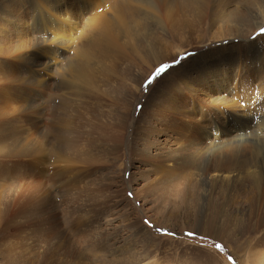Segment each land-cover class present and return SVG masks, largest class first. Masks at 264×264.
I'll return each instance as SVG.
<instances>
[{
  "label": "rangeland",
  "instance_id": "374dc122",
  "mask_svg": "<svg viewBox=\"0 0 264 264\" xmlns=\"http://www.w3.org/2000/svg\"><path fill=\"white\" fill-rule=\"evenodd\" d=\"M170 1L64 0L57 11L66 15L48 25L38 15L30 22L17 0L0 1V264H264V83L210 96L202 86L246 55L257 62L264 0H210L200 20L190 0ZM87 44L94 47L74 56ZM20 51L25 65L9 64ZM85 53L88 75L106 69L93 90L62 70L83 64ZM45 62L47 81L73 80V88L42 95ZM243 72L253 83L264 75ZM176 99L199 118L225 113L201 119L204 127L220 121L219 135L160 121ZM176 125L197 135L185 150L170 131ZM215 138L225 142L212 145ZM171 148L199 173L233 158L236 176L227 184L199 175L190 199L184 178L142 157Z\"/></svg>",
  "mask_w": 264,
  "mask_h": 264
},
{
  "label": "bare ground",
  "instance_id": "6f19581e",
  "mask_svg": "<svg viewBox=\"0 0 264 264\" xmlns=\"http://www.w3.org/2000/svg\"><path fill=\"white\" fill-rule=\"evenodd\" d=\"M1 1V0H0ZM19 1V2H18ZM64 0H17V2L14 4V7L13 8H21V10H23V15L29 17L30 19V22H31V19L32 21H35L37 19L36 15H38V21L41 20V23H45V24H50L52 21L54 22H58V21H61L60 17H64V15H66V13H60L59 11H57V9L61 6L62 2ZM177 1V0H176ZM180 1V0H179ZM177 1V4L178 2ZM182 1V0H181ZM170 2H174L173 0H171ZM190 3H191V9L193 8V13L195 16V18L197 17L199 20L200 18L206 14V12L208 11V8L210 7V0H190ZM264 4V1L262 2ZM182 4V3H181ZM0 5H3V4H0ZM154 8H156V5H153ZM182 7H184L182 5ZM186 8V7H184ZM263 9V8H262ZM20 10V11H21ZM15 12V11H14ZM153 13V12H152ZM169 14V13H167ZM264 14V13H263ZM156 15H154L153 17H155ZM157 17V16H156ZM264 17V15L262 16V18ZM15 19V22L18 24L20 21H19V18H14ZM65 21L66 18H64ZM202 20V19H201ZM260 23L264 22V18L263 20L260 19L259 21ZM31 25H35V22H32ZM253 27L256 29L257 28V24L255 23L253 25ZM93 29V28H92ZM255 29L253 30H246L245 32H249V31H254ZM91 30V29H90ZM89 30V31H90ZM92 32V31H90ZM100 34V33H99ZM105 34V33H104ZM94 36V35H93ZM89 37V36H88ZM96 37V35H95ZM99 37V36H98ZM19 42L23 41V37L20 36L19 37ZM91 38V37H90ZM97 39V38H96ZM99 40V39H98ZM89 41V40H88ZM93 42V41H91ZM60 43V42H59ZM46 46V45H45ZM94 46L93 45H85V47L81 50V49H76V51L74 52V56L76 55L77 58L81 57L83 52L85 51H89L93 48ZM115 48V45L114 47H110L108 48L106 51H104L105 53L102 52V57H103V60H109L112 58V54H111V51ZM131 48V47H130ZM135 48V47H134ZM55 49V48H54ZM138 50V49H137ZM18 51V50H16ZM48 51V50H47ZM151 51V50H150ZM150 51H148L149 54ZM155 51V50H154ZM154 51H153V54H151L150 56H155L157 55L158 53L154 54ZM247 51V50H246ZM259 56L257 55V62H256V54H250V55H246V57L244 58V61L243 59L241 58V62L240 63H237L236 65H234V68L230 69V71H228L226 73V76L224 79H219V78H216L212 81H208L207 83H205L204 85H202L204 88H206V92H205V95L207 96H210L211 94H215V92H221V91H224V89H231V88H234L231 86L232 85H235L237 83H239V85L241 86L239 89H243V88H247V89H254L257 85L261 84V83H264V50L262 47L259 48ZM54 53V52H53ZM248 53V52H247ZM51 55V54H50ZM53 55V54H52ZM16 59H13L11 57L10 63L12 62H15L14 60H16L17 64H19V67L20 66H24L25 65V55H24V52L23 51H20L18 55H16ZM105 56V57H104ZM148 56V55H147ZM245 56V55H244ZM88 58H89V54L88 53H85L84 54V58L85 61L83 62V64H79L77 61L75 62H67V71L65 69H62L64 70L68 76H72L74 79H77L79 80L80 82H83V83H86V85L88 87H90V89L93 90V87H94V76L97 74H101L100 72L102 73H105L106 69H102L100 70L99 72L97 70H94L92 67L89 71V75H88V70H87V62H88ZM157 58H159V54L157 55ZM155 58V59H157ZM239 58V57H238ZM141 59V58H140ZM53 61V60H52ZM8 64V66H9ZM90 65H97L96 63H94L93 61L90 62ZM112 65H115L113 62H112ZM212 65H215V62L213 63L212 62ZM66 66V65H65ZM18 67V68H19ZM212 67V66H211ZM95 68V67H94ZM101 69V68H100ZM216 69V68H215ZM243 70H246L247 74H250L252 73L253 71H256L257 73L260 71V73H262L263 76H261V78H259L260 80L257 81V83H253V79H250L251 77L254 76V74H251L249 75L248 77L245 76V72H243ZM113 71V70H112ZM40 72H42V76H40L42 78L41 82H42V85H41V88H40V93L42 95L46 94L47 91H50V90H55V91H60V93H66L67 89L68 88H73L72 86L74 85V81L73 80H69V79H62V80H59V82L57 83H53V82H49L45 79V74H49L50 72L48 71V65L47 63L45 62L44 63V67H43V70L40 69ZM45 72V73H43ZM218 72V71H217ZM113 73V72H112ZM255 73V72H254ZM119 74V73H118ZM216 75V74H215ZM214 75V76H215ZM256 75V74H255ZM102 76V75H101ZM107 76V75H106ZM65 77V76H64ZM104 77V76H103ZM220 77V76H219ZM100 78V77H99ZM201 78V77H200ZM61 79V78H60ZM199 79V78H198ZM197 78L195 79V81L198 80ZM212 79V78H211ZM249 80V84H247V81ZM76 81V80H75ZM199 81V80H198ZM202 81V80H200ZM79 82V83H80ZM39 84V83H38ZM96 84V82H95ZM55 85V86H54ZM76 85V84H75ZM199 85V84H198ZM86 86V87H87ZM201 86V87H202ZM89 89V88H88ZM209 89V90H208ZM64 90V91H62ZM66 90V91H65ZM211 91V92H210ZM69 94V93H68ZM254 95V94H253ZM255 96V95H254ZM257 97V96H255ZM203 98V97H202ZM192 99V98H191ZM128 100V99H127ZM68 101V100H67ZM194 101V103L196 102V99L192 100ZM129 102V101H128ZM214 102V101H213ZM83 104V102H82ZM87 105V104H86ZM168 106L169 108L167 109H164V110H161V114H160V118H163L165 116H167V118L165 119H161L160 121L162 120H174L175 123H177L178 121H180L179 124H181V127L183 126L185 129H188L187 126L190 127L191 130L193 131H196V134L197 133H201L202 137L205 136L206 134L207 135H213V137H217L219 135V129H220V124L221 122L220 121H213L211 124H208V127H204L202 125V120L201 119H205V118H209V119H212L213 116L212 115H221V111L219 110H214L213 113H210L209 115L208 114H201V118L199 117H196L195 113H193L192 111H188L190 109L187 110L186 108H183V106L178 102V99L176 100H173L171 101L170 103H168ZM90 107V106H89ZM84 108V107H83ZM195 109V108H194ZM221 110V109H220ZM224 110V109H223ZM234 110V109H233ZM155 111V110H154ZM153 110L151 112H154ZM96 113V112H95ZM98 113V112H97ZM33 114V113H32ZM56 114V113H55ZM54 114V115H55ZM101 114V113H100ZM103 114V113H102ZM107 114V113H106ZM225 114V113H223ZM237 114V113H236ZM199 115V114H198ZM244 115V114H243ZM261 115V114H260ZM52 116V115H51ZM108 116V115H107ZM196 118V120H194L193 118L194 117ZM224 116V115H223ZM44 117V116H43ZM55 117V116H54ZM57 117V116H56ZM55 117V118H56ZM94 117V115H93ZM97 117V116H96ZM103 117V116H102ZM106 117V116H104ZM53 118V116H52ZM188 119L189 121L186 122V119ZM95 119V118H94ZM97 119V118H96ZM107 119V118H106ZM106 119H102L103 122L101 123L100 125V122L102 120H96L95 121V126H93V128H101L100 126H102V124L106 123ZM184 119V120H183ZM53 121V120H52ZM93 123H94V120H92ZM109 121V120H107ZM99 122V123H98ZM163 122V121H162ZM121 123V122H120ZM151 124V123H150ZM110 125V123H109ZM205 125V124H204ZM207 125V124H206ZM164 126V125H163ZM61 127V126H60ZM157 127V126H156ZM159 127V126H158ZM178 128L177 125L176 126H169L170 128V131L176 135V138H175V141L177 142V144L180 145L181 147V150H185V142L187 143L190 142V143H195L197 141V135L196 134H192L193 136L189 135L190 133L188 131H184V135H180L177 133V131H175V128ZM67 128V127H66ZM91 128V129H93ZM103 128V127H102ZM196 128V129H195ZM87 129V128H86ZM64 130V129H63ZM94 130V129H93ZM111 130V129H110ZM86 131V130H85ZM101 132L100 130H97L95 131L96 133L97 132ZM103 131V129H102ZM165 131V130H164ZM76 132V130H75ZM112 132V131H111ZM147 132V131H146ZM81 133V132H80ZM93 133V132H92ZM116 133V132H115ZM148 133V132H147ZM58 134V133H56ZM102 134H104V131L102 132ZM200 135V134H199ZM60 136V135H59ZM75 136V135H74ZM80 136V135H79ZM88 136V135H87ZM101 136V135H100ZM115 136V135H114ZM86 137V136H84ZM92 137V136H91ZM179 137V139L177 138ZM208 137V136H207ZM144 138V137H143ZM78 139V138H77ZM119 139V138H118ZM211 139V138H210ZM221 139V138H219ZM218 138H215L213 140V143L212 145H217L219 143H222V142H225L222 138V141L219 140ZM226 139V138H225ZM228 140V139H227ZM226 140V141H227ZM82 141V140H81ZM88 141V140H87ZM90 141V140H89ZM122 142V141H121ZM230 142V141H229ZM147 143V142H146ZM233 143V142H232ZM206 144V143H205ZM194 145V144H192ZM196 145V144H195ZM200 145V144H199ZM203 145V144H202ZM207 145V144H206ZM226 145V144H225ZM122 146V145H121ZM149 148H151V145H148ZM198 146V145H196ZM228 146V145H226ZM198 148H202V146L200 145ZM2 149V148H1ZM145 149V148H144ZM154 149V148H152ZM170 149V148H169ZM191 149V148H190ZM3 150V149H2ZM230 150V149H229ZM135 151V149H134ZM178 150H176L175 148H171V150H169L168 152H166L165 154L163 153H159L156 149L154 150V152L152 154H150L147 150V153L144 151L143 154H142V157L148 161H151V163H156L157 160H159V165L161 164L163 166V168H168V171L166 172L165 170V174L166 175H178V177H182V179L184 178L185 179V182H186V185H185V193L186 195L189 193L190 195L187 196L189 197L190 199L194 196L192 194V192H194L193 187H191L190 185L192 184L190 181L191 180H195L197 178V176L199 175H202L203 177L205 175L207 176H211V179H213L214 181H217L218 178H222L223 181H225L224 183H229L228 182V179L230 177H233V176H236V175H231V172L236 168L234 167V162H233V158H225L224 157L226 156H219L217 157L215 160H213L212 164L207 166V167H204L203 170L199 171L194 167V165H192L191 163L189 164L188 162H185L183 161L182 159L178 158V156L176 155L175 152H177ZM104 153V152H103ZM113 153V152H111ZM229 156V155H228ZM138 157V156H137ZM143 159V160H144ZM141 160V159H140ZM191 160V159H190ZM210 164V163H209ZM151 165V164H150ZM197 165V164H196ZM200 166V165H199ZM236 166V164H235ZM85 168V167H84ZM160 169V168H159ZM239 169V168H238ZM239 172V170H236ZM237 172V173H238ZM234 173V172H233ZM253 175H255V181L257 182H260L261 180L258 179L256 176H258V174H256V172L254 171L253 172ZM225 178V179H224ZM254 180V179H253ZM184 182V183H185ZM223 183V182H222ZM221 183V184H222ZM223 183V184H224ZM201 230L205 231L204 233H210V230L212 229L210 227L209 224H204L200 227ZM214 233L216 235H219V234H223V232H218V229H215Z\"/></svg>",
  "mask_w": 264,
  "mask_h": 264
},
{
  "label": "snow or ice",
  "instance_id": "6c2138e0",
  "mask_svg": "<svg viewBox=\"0 0 264 264\" xmlns=\"http://www.w3.org/2000/svg\"><path fill=\"white\" fill-rule=\"evenodd\" d=\"M165 67H166V65L161 66L160 68L157 69L156 73H154L153 75H158L160 72L164 71Z\"/></svg>",
  "mask_w": 264,
  "mask_h": 264
}]
</instances>
